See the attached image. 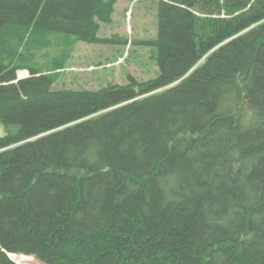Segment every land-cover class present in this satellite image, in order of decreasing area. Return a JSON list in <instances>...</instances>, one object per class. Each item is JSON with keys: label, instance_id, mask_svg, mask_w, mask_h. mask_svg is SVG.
Masks as SVG:
<instances>
[{"label": "trees", "instance_id": "obj_1", "mask_svg": "<svg viewBox=\"0 0 264 264\" xmlns=\"http://www.w3.org/2000/svg\"><path fill=\"white\" fill-rule=\"evenodd\" d=\"M115 4L0 0V264H264V0H156V77L55 87Z\"/></svg>", "mask_w": 264, "mask_h": 264}, {"label": "rangeland", "instance_id": "obj_2", "mask_svg": "<svg viewBox=\"0 0 264 264\" xmlns=\"http://www.w3.org/2000/svg\"><path fill=\"white\" fill-rule=\"evenodd\" d=\"M156 0H116L113 20L102 24L100 37L120 36L126 43H78L59 71L57 88L99 89L108 84H125L129 75L138 81L157 76L155 49L136 41L155 37ZM26 70L18 72L27 76ZM6 134L0 123V136ZM18 264H45L33 256L13 255ZM11 258V259H12Z\"/></svg>", "mask_w": 264, "mask_h": 264}, {"label": "bare ground", "instance_id": "obj_3", "mask_svg": "<svg viewBox=\"0 0 264 264\" xmlns=\"http://www.w3.org/2000/svg\"><path fill=\"white\" fill-rule=\"evenodd\" d=\"M21 77V76H20ZM24 77V76H23ZM11 257V256H10Z\"/></svg>", "mask_w": 264, "mask_h": 264}, {"label": "water", "instance_id": "obj_4", "mask_svg": "<svg viewBox=\"0 0 264 264\" xmlns=\"http://www.w3.org/2000/svg\"><path fill=\"white\" fill-rule=\"evenodd\" d=\"M9 257H10V254H9Z\"/></svg>", "mask_w": 264, "mask_h": 264}]
</instances>
